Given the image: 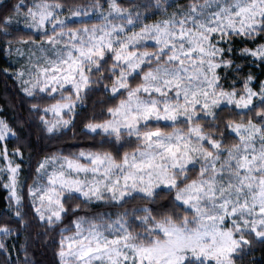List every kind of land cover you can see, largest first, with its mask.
I'll return each mask as SVG.
<instances>
[{
    "label": "snow or ice",
    "instance_id": "obj_1",
    "mask_svg": "<svg viewBox=\"0 0 264 264\" xmlns=\"http://www.w3.org/2000/svg\"><path fill=\"white\" fill-rule=\"evenodd\" d=\"M0 54V264H264V0H0Z\"/></svg>",
    "mask_w": 264,
    "mask_h": 264
},
{
    "label": "trees",
    "instance_id": "obj_2",
    "mask_svg": "<svg viewBox=\"0 0 264 264\" xmlns=\"http://www.w3.org/2000/svg\"><path fill=\"white\" fill-rule=\"evenodd\" d=\"M84 2V0H81ZM7 60L6 56L0 54V67L6 66ZM19 103V95H18V86L14 83V80L10 77H5L0 74V105L9 106L13 104ZM69 143H77V141H70ZM56 145L54 144L53 147ZM63 146V145H61ZM6 192L2 188H0V222L6 220V217L3 215V208L5 207V197ZM22 242V240L20 241ZM255 258L260 261L262 258V254L257 252L255 254ZM46 264L52 260L51 252H49L48 256L44 258Z\"/></svg>",
    "mask_w": 264,
    "mask_h": 264
},
{
    "label": "rangeland",
    "instance_id": "obj_3",
    "mask_svg": "<svg viewBox=\"0 0 264 264\" xmlns=\"http://www.w3.org/2000/svg\"><path fill=\"white\" fill-rule=\"evenodd\" d=\"M6 60H7V57H6Z\"/></svg>",
    "mask_w": 264,
    "mask_h": 264
}]
</instances>
